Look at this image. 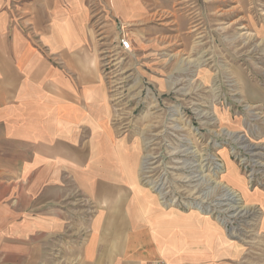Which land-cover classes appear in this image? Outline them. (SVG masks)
<instances>
[{
    "label": "crops",
    "instance_id": "0c3cea01",
    "mask_svg": "<svg viewBox=\"0 0 264 264\" xmlns=\"http://www.w3.org/2000/svg\"><path fill=\"white\" fill-rule=\"evenodd\" d=\"M175 2L0 0V264H248L217 218L143 185L142 145L113 121L107 52L122 25L132 49H167ZM248 97L264 110V91Z\"/></svg>",
    "mask_w": 264,
    "mask_h": 264
},
{
    "label": "rangeland",
    "instance_id": "374dc122",
    "mask_svg": "<svg viewBox=\"0 0 264 264\" xmlns=\"http://www.w3.org/2000/svg\"><path fill=\"white\" fill-rule=\"evenodd\" d=\"M176 1L157 22L170 28L167 49L125 54L116 42L107 52L113 121L140 141L143 185L165 207L217 218L250 252L245 263L264 264V211L227 178L236 165L264 193V110L248 97L264 91V0Z\"/></svg>",
    "mask_w": 264,
    "mask_h": 264
},
{
    "label": "built area",
    "instance_id": "2783aa9c",
    "mask_svg": "<svg viewBox=\"0 0 264 264\" xmlns=\"http://www.w3.org/2000/svg\"><path fill=\"white\" fill-rule=\"evenodd\" d=\"M121 35L119 37V49L121 52L125 54H131L133 52L132 45L126 36V30L128 29L126 26H121Z\"/></svg>",
    "mask_w": 264,
    "mask_h": 264
},
{
    "label": "bare ground",
    "instance_id": "6f19581e",
    "mask_svg": "<svg viewBox=\"0 0 264 264\" xmlns=\"http://www.w3.org/2000/svg\"><path fill=\"white\" fill-rule=\"evenodd\" d=\"M233 190V189H232ZM232 190H226V193H225V197H224V201H229V203H234V204H237L238 205V203H237V201H240V198L239 199H237V196H235V192L234 191H232ZM231 203V204H232ZM230 204V205H231ZM232 206V205H231ZM233 207V206H232ZM234 209L236 208V209H239V208H241V207H233Z\"/></svg>",
    "mask_w": 264,
    "mask_h": 264
}]
</instances>
